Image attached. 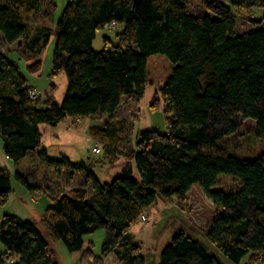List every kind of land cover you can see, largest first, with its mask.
<instances>
[{
  "label": "trees",
  "instance_id": "obj_1",
  "mask_svg": "<svg viewBox=\"0 0 264 264\" xmlns=\"http://www.w3.org/2000/svg\"><path fill=\"white\" fill-rule=\"evenodd\" d=\"M200 14L187 0H67L56 20L50 76L63 71L61 101L31 100V88L15 63L0 53V141L12 162L13 178L29 193L44 181H55L67 169L85 174V186L50 199L41 220L51 237L70 252H81L100 264L113 254L119 264H144L128 237L130 226L157 199L184 201L198 185L217 211L206 239L232 264L264 263V149L241 158L222 145L235 134L239 119L255 123L264 144V0H202ZM41 0H1L0 38L11 45L22 38L40 12ZM190 5V6H189ZM261 10L248 19L251 29L237 32V16ZM120 26L117 44L97 32ZM105 30V29H104ZM32 44L45 45L42 29ZM164 55L173 65L159 89L168 122L165 132L143 130L135 138L121 175L100 182L83 162L50 158L40 147L38 124L54 126L66 118L111 116L124 97L145 91L146 59ZM30 71L37 69L28 66ZM124 123L92 126L107 155L117 152ZM138 179H133V170ZM220 175L235 188H217ZM11 191L10 175L0 166V208ZM104 232L101 257L82 250L83 237ZM0 264H57L44 236L30 220L3 214L0 219ZM89 248V247H88ZM94 264V263H92ZM157 264H224L216 253L180 231L160 251Z\"/></svg>",
  "mask_w": 264,
  "mask_h": 264
},
{
  "label": "rangeland",
  "instance_id": "obj_2",
  "mask_svg": "<svg viewBox=\"0 0 264 264\" xmlns=\"http://www.w3.org/2000/svg\"><path fill=\"white\" fill-rule=\"evenodd\" d=\"M41 1L39 14L27 24V31L22 38L11 45L3 43L0 38V53L15 63L18 72L29 86L39 91L41 95L39 103H42V99H48L58 104L66 88V76L63 71H56L53 76H50V71L56 36L55 24L67 0ZM201 1L187 0L188 4L190 2L194 5L193 13L200 14L204 11ZM260 14L261 10L255 9L237 16L235 20L237 32L251 29L248 19H258ZM42 29L49 30L47 43L43 46H33V38ZM120 29L121 27L118 26L112 30H99L92 41V49L101 50L103 37H107L112 44H117V34ZM28 66L37 70L30 71ZM172 69L173 65L164 55L149 56L146 59L145 91L140 98L134 96L122 98L118 109L111 116L98 115L91 120L66 118L54 126L38 124L39 146L46 150L50 158L59 159L65 156L71 162H83L100 182H110L114 177L121 175L122 168L128 163L127 155L134 148L135 138L139 132L151 129L158 132L166 131L168 122L164 114V99L159 89L170 76ZM107 121L115 123L123 121L124 123L117 134L119 137L117 152L112 156L105 153L102 139L92 136L90 132L92 126L103 127ZM238 122L237 132L224 138L222 145L241 158L253 159L264 149V144L255 136L254 121L239 119ZM94 147H98L100 152L94 153L92 151ZM0 166L9 172L11 187L6 204L0 208V219L3 214H10L22 220L34 222L47 241L52 260L57 264H95L92 257L84 253L68 252L60 240L50 236L47 226L41 220L42 212L49 205L50 199L84 188L85 174L64 169L58 180H46L40 192L29 193L14 180L13 165L4 156L1 141ZM131 177L138 179L135 169ZM235 185L236 182L231 177L220 175L216 187L230 191L235 188ZM217 211L220 209L214 206L202 193L201 188L195 184L184 201H178L175 197L157 199L130 226L127 232L128 237L138 246L144 264H157L160 251L169 244L172 236L180 231L200 241L209 252L216 253L221 260L228 261L212 247L204 235ZM142 216L145 217L146 222L140 220ZM103 240L102 230L85 235L82 250L89 249L92 256L100 258ZM2 250L0 245V252ZM101 258L100 264H119L113 254Z\"/></svg>",
  "mask_w": 264,
  "mask_h": 264
},
{
  "label": "built area",
  "instance_id": "obj_3",
  "mask_svg": "<svg viewBox=\"0 0 264 264\" xmlns=\"http://www.w3.org/2000/svg\"><path fill=\"white\" fill-rule=\"evenodd\" d=\"M116 28V26L114 25V23H111L110 25H107V26H105V30H112V29H115ZM28 95H29V98L31 99V100H37L41 95H40V93H39V91H37L35 88H31V90L28 92ZM92 151L94 152V153H99L100 152V149L98 148V147H94L93 149H92ZM140 220L142 221V222H146V219H145V217L144 216H142L141 218H140Z\"/></svg>",
  "mask_w": 264,
  "mask_h": 264
},
{
  "label": "crops",
  "instance_id": "obj_4",
  "mask_svg": "<svg viewBox=\"0 0 264 264\" xmlns=\"http://www.w3.org/2000/svg\"><path fill=\"white\" fill-rule=\"evenodd\" d=\"M8 58V57H7ZM9 59V58H8ZM10 60V59H9ZM12 61V60H11ZM28 85V84H27ZM29 86V85H28ZM30 87H32V86H30ZM34 88V87H33ZM205 235V238H206V233L204 234ZM212 245V244H211ZM210 245V246H211ZM212 247L213 248H215L213 245H212ZM224 259H222V262L224 263V264H232L231 262H229V261H223ZM247 260H248V257H245V258H243L242 259V261L239 263V264H246L247 263ZM264 264V263H263Z\"/></svg>",
  "mask_w": 264,
  "mask_h": 264
}]
</instances>
